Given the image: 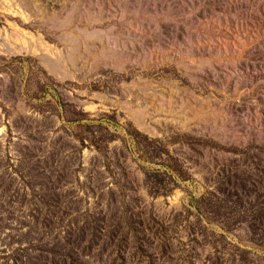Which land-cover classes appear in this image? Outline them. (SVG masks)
<instances>
[{
	"label": "rangeland",
	"instance_id": "374dc122",
	"mask_svg": "<svg viewBox=\"0 0 264 264\" xmlns=\"http://www.w3.org/2000/svg\"><path fill=\"white\" fill-rule=\"evenodd\" d=\"M0 264H264V0H0Z\"/></svg>",
	"mask_w": 264,
	"mask_h": 264
}]
</instances>
